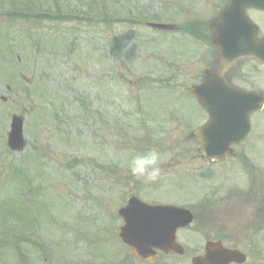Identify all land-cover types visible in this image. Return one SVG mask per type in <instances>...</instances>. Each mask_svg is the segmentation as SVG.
<instances>
[{
    "label": "rangeland",
    "instance_id": "obj_1",
    "mask_svg": "<svg viewBox=\"0 0 264 264\" xmlns=\"http://www.w3.org/2000/svg\"><path fill=\"white\" fill-rule=\"evenodd\" d=\"M20 1L22 5H25L29 0ZM36 1L32 0V2ZM40 1L46 4L51 2L50 0ZM54 1L52 2L54 5L56 4V8L67 9L70 7V3L76 0H66L67 5L58 0ZM81 1H83V6L93 7L99 12H101L100 5L101 7L104 6V14L114 11V0ZM117 1L128 2V0ZM181 3L182 0H134L127 4H130L134 12L141 13L140 8L145 9L148 17L153 16L152 14L160 15L163 13V16L166 15L163 19L153 21L155 23L173 22L178 26L181 22L180 15H183L178 8ZM222 3L223 0H207L206 3L195 2L199 6L200 19L207 20L214 17ZM41 9L44 12L51 11L47 6H42ZM119 12L123 15L126 13V9H120ZM0 14L9 15V12L0 10ZM94 15L98 18L96 11ZM48 16L51 17V20L52 17H55L53 14ZM252 18L264 31V20H261L257 15H252ZM32 20V18L25 17L22 22ZM97 20L90 21L91 24L77 21L50 23L52 26L61 27L51 32L53 36L60 30V34L63 33L64 37V30L61 29H65L75 39L74 45L79 47V51L75 57V54L69 53L65 42L56 41L59 54L58 59H53V67H50L51 64L48 65L49 67L45 64L42 65L38 60L31 62L33 66H36L34 69L38 72L37 77L33 79L37 92L40 86L50 91L49 96L51 98L44 101H41L36 94L33 97L32 94L26 97V93L18 88L15 92L12 89L7 90L6 87L10 85L8 82L11 77H15L14 82H19L18 78L29 82V77L33 73H30V76L28 74L27 77H22L21 68L18 67L15 60L17 51L12 52V62L9 53L0 49V207L5 204V200L7 203L13 200L17 202V199L5 196L6 192H13L12 187L7 189L8 191L6 190V181H8L7 177L10 174L13 175L18 170L19 165L26 161L24 157L28 154L30 158L27 163L33 167L35 164L37 168L43 167L47 173L46 177H43L42 180L37 179L36 183L33 184V186H41V198L34 203L42 212L36 211L30 203L24 204L26 200L21 201L25 208H30L23 219H32V231L35 234L39 233L42 241L47 244L45 253L35 256L34 264H102L101 262L105 260L100 258V253H96L99 250L106 256L111 254L113 258L121 253V248L115 244L116 242L119 243L117 232L121 223L117 217V210L131 196L140 194L141 198L149 202L175 201L177 203L193 201L196 196H192V194L196 190L202 191V176L198 181L196 190L193 183L190 182L187 195L184 191V176L176 180V177L183 170L186 173V169L197 166L192 158L195 154L194 151L192 149L184 151L186 146L181 144L185 141L182 126L187 125L189 119L187 116L180 120L181 126H178L177 129L174 124L169 125L170 128H175L174 134L171 135L175 139L171 142L176 144L175 147L180 148L178 156L180 166L178 165L179 168L177 167L176 173L172 176L173 180H176L173 185L165 184L161 187H154L155 183L149 185L137 183L138 185H135L134 181L127 183L129 179H123L128 178V175H125L123 171L111 175V170H107L109 157L116 163L120 164L121 162V166H123V160H119V154L124 158L127 156L122 154L126 152L125 150L135 152L136 148L139 147L136 145L130 149L127 145L137 138L135 131L131 132L133 126H138V130H145L143 120H141V116L144 117V112L140 106L146 107L148 101L151 106L155 103L161 104L167 97L176 95V93L161 95L159 90L165 89L162 80H165L166 73L175 69L174 73L177 76L176 65L179 62L176 63V60H179V55L174 56L170 61L169 59L173 56L170 55L171 52L176 50L179 53L180 44L178 42L184 36V30L169 35L154 32L145 25L139 24L135 30L129 32L124 21L111 24L97 22ZM15 21L19 20L14 17H0V28L7 27V24L13 25L12 23ZM11 28L13 29V27ZM36 29L42 33L48 32L43 31L44 29L41 27L36 26ZM198 30L200 31V27ZM2 33L0 32V47H3V44H8L3 39ZM129 33L133 35V38L128 37ZM197 33L196 31L195 34ZM139 40L145 41L144 50L140 48L144 42ZM204 42L198 63L195 65L193 60L188 62L197 68L196 72H201L204 67L210 64L209 55L212 54V50L207 49L206 44L208 43ZM53 50L54 48L48 50L51 54L42 60L54 58L53 55L56 51ZM74 50L76 51L77 48L74 47ZM132 50L143 57L142 63L140 61L135 63V58L127 55ZM3 53L5 54L3 55ZM170 62L173 64H168ZM172 65L175 67H171ZM110 69L115 72L110 73ZM44 75L46 76L43 78ZM117 75L119 77L116 78ZM74 76L77 78L72 80ZM245 77L248 79L246 73ZM11 85L16 87V85ZM33 85L31 84V86ZM245 86L249 87L248 83ZM250 86L257 89V85L252 82H250ZM175 87V85L171 86L170 91L172 92ZM260 88L264 89L263 86ZM31 89L32 87L29 88V90ZM1 97L5 98L4 102L1 101ZM171 104L173 103L171 102ZM30 106H33L34 109L28 110ZM186 107L189 112L193 110L190 104ZM102 110L108 111L105 117H109L111 114L113 116L102 120ZM126 112L134 114L131 115L133 117L131 119L124 118ZM13 114L24 117L26 147L20 153L11 152L13 156H10L7 154L9 149L6 144V133L9 131L10 118ZM199 117L193 119L196 121ZM116 119L120 121L125 119L124 122L134 124L129 131L130 134L127 132L121 134L124 131L122 126L120 129L115 127V129L107 130L105 128L107 121L114 124ZM253 119L256 127L253 137L249 140L251 143L248 142L247 144V146L249 145L247 157L252 160L253 169H256L260 165L264 166L262 165V163L264 164V110L253 116ZM241 149L238 151L241 152ZM12 157L15 160H10ZM69 160H77L76 165L67 167L66 163ZM196 163L199 164V162ZM62 167L67 169L61 171ZM28 170H32V168ZM17 176L24 182L28 177V171L24 170V176L18 174ZM57 178L59 179L57 180ZM114 178L118 183L116 185L110 184V179ZM33 180H36V176ZM216 182L212 183L209 188L206 187L205 192H212L216 189H219L218 192H228L230 186L238 189L244 187V177L239 171L230 177H226L221 183L217 184ZM21 184L24 186L23 183ZM110 185H114L116 189L111 190ZM27 188H31V183H28ZM105 188L106 190H104ZM31 192L34 194V191ZM206 204L201 205V209L205 211L196 210L205 218L206 225L213 227L216 224V228L217 226L224 228L217 222L220 219L224 220L227 245L234 241L239 244L238 247L248 255L246 264H264V234L260 232L258 237L255 234L250 237V232L246 230L255 223L256 210L254 209L259 208V206L251 204L252 209H246L244 206L242 207L244 213L243 210L238 212L237 207L238 210H235V207L233 209L231 203L226 209H222L221 213L216 214L215 210ZM230 208L232 209L229 210ZM228 216L232 222L229 221ZM22 223L28 224L25 220ZM102 223L103 226H100ZM108 227H110V234L106 237L103 232L105 229L108 230ZM246 236L256 242H243L245 239L247 241ZM40 238L38 237L39 241ZM254 247L258 249L254 250ZM123 252L125 256L124 249ZM24 259L27 260L28 257L24 256ZM0 264H5L1 257ZM11 264L24 263H19L15 258H12ZM29 264L31 263L29 262ZM163 264L172 263L165 261Z\"/></svg>",
    "mask_w": 264,
    "mask_h": 264
},
{
    "label": "flooded vegetation",
    "instance_id": "obj_2",
    "mask_svg": "<svg viewBox=\"0 0 264 264\" xmlns=\"http://www.w3.org/2000/svg\"><path fill=\"white\" fill-rule=\"evenodd\" d=\"M248 13H251L253 16L257 15L261 20H264V10L252 9ZM258 38L264 39V31L261 30V28L258 32ZM208 46L212 50V54L209 55L210 64L204 67L201 72H196L197 68H195L191 64L189 65V67H186L185 60L187 59V56H182V67L179 70V77L182 81L186 80L189 83L200 84L205 78V71H215L219 69V64H222L223 59L219 61L218 53L216 49L212 47L211 41L208 43ZM196 56H198V54L192 53L188 58H190L191 61H194ZM184 69L186 70V72L184 71ZM245 73L248 75V79L247 77H245ZM222 76L225 78L226 82L229 85L241 89L259 91L261 89L260 87L264 86V66L254 61L253 59L238 58L234 64L230 65L225 69V71L222 72ZM250 82L256 84L257 89L251 88ZM247 83L249 87L245 86V84ZM192 99V102L194 103V98ZM192 113H195L197 116L201 117L202 121L199 122L200 125L207 118L206 113L199 108H195ZM185 128L186 126L184 125V128L182 129L183 137H185V140L188 141L186 144L191 147L193 151L198 152V150L203 147L202 144L198 141H192V139H190L189 137L190 134H186L184 132ZM248 146L246 142L240 143L239 145H234L233 150L242 148V151L235 154V157L237 156L236 158H231L227 161L216 162L205 160L207 162L208 170L204 169L203 166L201 172H207L208 178H210L211 180L225 178L230 171L234 170L233 168H237L241 171V174L243 173L244 175V187L242 189L234 187L228 190V192H218L219 189H216L212 192H205L206 190L195 191L193 196L196 197L193 202H191L189 209L187 208L192 215L191 223L176 230L175 240L176 242H178V246H176V250H174V253H172L169 248L162 252L158 251V261L163 262L166 260H170L172 264H191L192 260L195 257L201 255V242H226V225L224 224L225 221L222 219L217 221L219 222V225L223 226L224 228L218 226L216 228V224L213 225V227L211 225L207 226L205 218L196 211L197 209H201V207L206 203V205L211 206V209L215 210L216 214L221 213L222 209H226L231 203L233 204V209L234 207L235 210L239 209L238 212H240L241 210L244 211V209L242 208L244 206L246 209H252L251 204H257L259 208L254 209L256 210L255 223L252 224L253 226H249L248 229L246 228V230L247 232H250V237L253 236L252 232H260L264 230V166L262 167L260 165V167L253 169L254 165L252 160L248 158L244 159L248 150ZM227 162H229V165H227V167H224L223 164ZM262 165L264 164L262 163ZM220 187L222 188V186ZM206 194H208V196H205ZM218 205L220 207H214ZM232 208H230L229 210H231ZM261 215L263 216L261 217ZM228 218L229 221L232 222L230 216H228ZM246 237L247 241L245 239L243 242H254L252 238L249 239L248 236ZM168 242H170L169 239ZM195 242H197V244H195Z\"/></svg>",
    "mask_w": 264,
    "mask_h": 264
},
{
    "label": "water",
    "instance_id": "obj_3",
    "mask_svg": "<svg viewBox=\"0 0 264 264\" xmlns=\"http://www.w3.org/2000/svg\"><path fill=\"white\" fill-rule=\"evenodd\" d=\"M229 6L225 8L222 13L220 14L219 20L217 21L216 24H214V37L216 40L221 41L223 43V47L225 48L227 46V42L230 39V36H226V31L231 28L227 29V24L228 25H233V24H239V32L240 34L237 36L238 38H235L237 42H232L231 49L233 50L234 48H238V52L242 53L244 56H250L254 58H258V52H257V46L252 42V31L255 32L256 29L254 25L247 20V18L244 16L241 17L242 15L240 14H235L234 16H231V10H239L243 9L245 6H250V7H255V8H264V0H228ZM231 16V17H230ZM243 19V21H242ZM158 27L159 29H167L166 27L162 26H154ZM233 27V26H232ZM217 32H221L220 34H217ZM224 32V33H223ZM221 46V44H220ZM235 50V51H237ZM236 52V56L238 54ZM231 53V52H230ZM235 57V56H234ZM207 89V88H206ZM211 93V92H210ZM203 105L206 106V110L210 113V115L214 116L213 110L209 105V102L204 103L203 101L201 102ZM264 105V97L257 96L254 98V100L247 99L244 102H234L231 101L223 107V112L222 116L227 115V118H222L219 117H213V120L218 121H227L230 123L227 129H225L226 133L223 138L222 133L221 134H215L212 133L210 134L208 138V145L213 143V142H222V143H228L227 137L235 134L239 130V125L242 120H244L247 116H249L250 113L260 110L262 106ZM209 127L200 130L202 133L206 131ZM215 131V130H214ZM241 131V128H240ZM245 131V128H244ZM201 134L198 131V135ZM212 135V136H211ZM239 135V134H238ZM8 144L13 150H20L22 149L24 142L22 140V119L20 117H13L12 123H11V132L9 133L8 136ZM223 151L220 149H210L202 151V153L206 154L208 157H216V153H222ZM226 153V150H225ZM135 200L132 199L129 202L128 208L131 207L134 204ZM138 204V202H137ZM127 209V208H126ZM126 209H122L120 211V215L122 216H127L126 215ZM151 209V208H150ZM149 215V214H148ZM139 221V220H138ZM145 226V225H144ZM131 226L128 222L125 227L122 228V231L127 229L130 231ZM142 224L140 222H137L135 225V229H141ZM143 229V228H142ZM145 232H142L137 234V236L142 237V235ZM126 234L124 232L121 233V235ZM141 241V240H140ZM140 243V242H139ZM239 256L238 253L236 252H229L227 250H224L219 244H213L210 243L206 247V253L205 256L202 258H199L195 260L194 264H227L231 262L232 260L237 261V262H243L244 258L241 256L240 258L237 257Z\"/></svg>",
    "mask_w": 264,
    "mask_h": 264
},
{
    "label": "clouds",
    "instance_id": "obj_4",
    "mask_svg": "<svg viewBox=\"0 0 264 264\" xmlns=\"http://www.w3.org/2000/svg\"><path fill=\"white\" fill-rule=\"evenodd\" d=\"M164 160V154L159 149L152 147L143 152L125 156L122 163L126 173L130 174L134 180L149 185L162 177Z\"/></svg>",
    "mask_w": 264,
    "mask_h": 264
},
{
    "label": "trees",
    "instance_id": "obj_5",
    "mask_svg": "<svg viewBox=\"0 0 264 264\" xmlns=\"http://www.w3.org/2000/svg\"><path fill=\"white\" fill-rule=\"evenodd\" d=\"M2 1H4V0H2ZM52 1H54V0H52ZM131 1H133V0H128V2H131ZM55 2V1H54ZM64 5H67L68 4V2L66 1V0H62L61 1ZM128 2H125L124 4H125V6H124V4L122 5V7H121V9H124V7H126V9L128 8ZM0 3H6V2H0ZM7 3L8 4H10V5H19V4H21V2H20V0L19 1H17V0H8L7 1ZM55 3H57V2H55ZM28 6L29 7H27L26 9H24L23 11H21V13H19L18 14V16L19 17H26V18H30V17H33V18H36V19H40V18H45L46 16H48V15H46V14H38V13H36V11H35V9L36 8H42V6H47V7H52V6H55L56 7V4L55 5H52L51 3H45V4H42V5H40V1H39V3H33V5L32 4H28ZM70 7H71V11H73V13H75V12H78V4L76 3V2H73V3H70ZM83 8V7H82ZM85 10V9H84ZM84 10H81L80 11V13L81 14H83L84 13ZM95 11L97 12V14L99 15V10L97 9V10H95L93 7H88L87 6V12H86V16H88V18H89V20L90 19H92L93 17H94V14H95ZM130 17H132V18H134L136 15L137 16H141L142 15V13H140V12H138L137 14H136V12L135 13H131V12H129V13H127ZM154 18H158V16L157 15H154L153 16ZM55 20H58L59 18H57V17H55L54 18ZM159 19V18H158ZM107 21H108V19H106ZM35 22H36V20H35ZM135 22V21H134ZM133 22V23H134ZM25 34L26 35H29V36H31L32 35V33H31V31L29 30V29H26L25 30ZM133 52H134V50H132V52H130L129 54H127L128 56H133ZM78 53H75V55H77ZM110 72H115L114 70H112V69H110L109 70Z\"/></svg>",
    "mask_w": 264,
    "mask_h": 264
}]
</instances>
